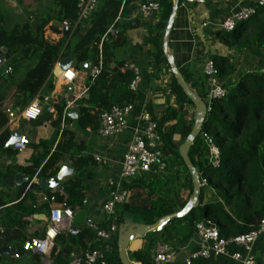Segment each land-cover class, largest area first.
<instances>
[{
	"label": "trees",
	"instance_id": "obj_1",
	"mask_svg": "<svg viewBox=\"0 0 264 264\" xmlns=\"http://www.w3.org/2000/svg\"><path fill=\"white\" fill-rule=\"evenodd\" d=\"M158 2L160 3L159 23L154 30H151L145 43L150 46L148 54L153 62L152 78L159 81V86L162 88L160 93L167 99L158 106L160 109L155 110V106L148 104L146 111L157 125L164 151L163 160L166 158L164 160L166 168L161 176L141 174L130 182L122 184V188L130 191L131 194L126 202L116 209L114 224L117 229L122 226L124 216L141 221L152 219L155 222L184 207L186 202L176 203L167 194L169 184L164 178L169 170L174 177L185 174L189 195L192 194V180L179 157L178 149L192 130L195 107L178 86L163 55L162 33L171 11V3L169 0H158ZM76 4L77 0H54L55 19L73 21L76 16ZM258 9L261 11L260 16L253 21L248 19V23H251V32L238 34L237 29L232 38L241 39L245 45L264 48V6ZM51 21V18L41 20L34 32L27 25L17 27L9 33L0 29V48L5 47L11 57L8 66L15 64L20 55L37 57V63L24 74L16 86L12 87L6 95L0 92V153L2 154H11L10 148H5L9 132L5 129L7 117L2 109L4 102L9 101L14 94H22L28 101L35 97L46 84L59 58L69 54L65 50L61 52L69 34L62 32V38L56 43L45 38V28ZM51 31L55 34L59 33L55 28H51ZM124 41L122 33L117 31L114 38L108 37L102 43V71L94 84L88 88L86 92L88 98L82 96L75 102L78 110V118L75 121L77 127L97 130L99 115L110 109V104L114 103L113 96L118 92L122 95L129 91L128 84L133 74L128 70L120 74L117 68H110V63L114 60L116 52L123 47ZM98 43L99 38L96 39L91 50H83L77 54L76 60L82 61L96 57ZM215 64L219 78L223 77L219 59L215 61ZM179 73L189 89H194L202 101L206 100L207 86L205 88L203 84V79L206 81V78L203 76L198 81L193 80L183 69H180ZM0 78L3 80L2 74ZM89 84L90 77L86 80V86ZM226 91L225 98L215 102L216 105H210L202 131L188 151V158L200 176V183H205L200 189L199 206L184 218L173 219L164 227L163 232L169 237L185 236L189 222L193 224L202 222L214 226L227 238L235 237L255 231L264 215V73L258 71L253 75L240 74L235 90L226 89ZM170 97L173 99L172 104L169 101ZM128 103L129 101L124 105ZM124 105L117 104V106ZM63 108L64 106L58 109L59 113H62ZM69 123L72 121L66 117L65 124ZM202 134H207L218 150L216 166L212 163ZM175 135L179 137L177 141L174 140ZM73 139V134L64 129L51 155L43 154L35 158L30 166L18 168V171L29 180L34 176L47 179L54 177L64 160L63 156L70 153ZM45 159V164L39 169ZM78 162V160L72 161L77 172L81 167ZM32 187L28 191L24 187L18 195V198L24 195L23 198L4 209L6 220L4 228L8 231V235L2 240L0 234V247L14 243L20 255L25 253L22 245L26 241L23 218L43 211V208L38 210L34 205ZM140 187L142 190L138 192ZM83 199L84 187L78 174L65 184L62 194L57 197L58 202L66 203L72 211L82 207ZM5 205L6 203L0 197V208ZM110 224L111 220H105L97 225V228L104 230ZM57 242L61 246L56 245L49 253L52 264H66L74 246L80 247L82 252L108 247L109 250L104 255L106 264H121L117 252V232L110 241L104 242L97 238L94 230L83 227L78 228V232L60 234ZM127 255L129 261L135 264H152L151 257L147 253L133 250L128 251ZM196 263L224 264L225 262L218 259L193 262V264ZM33 264H41L40 258L35 257Z\"/></svg>",
	"mask_w": 264,
	"mask_h": 264
},
{
	"label": "crops",
	"instance_id": "obj_2",
	"mask_svg": "<svg viewBox=\"0 0 264 264\" xmlns=\"http://www.w3.org/2000/svg\"><path fill=\"white\" fill-rule=\"evenodd\" d=\"M141 1L98 0L96 9L89 14L88 18L82 22L74 34L69 35L61 51H68V56L59 58L50 77L39 93L29 101L22 94H14L9 101L4 102L2 108L4 114L6 109H11L19 116V112L24 110L35 98H39L41 116L36 121L18 118L13 125L8 126L6 124L5 129L9 132L7 142L10 139V134L19 130L22 125V134L29 141V145L24 151L15 152L12 146L6 147V142L5 148H10L11 154L0 153V176L2 177L0 179V197L6 203L5 206L0 208L1 236L3 232H7L8 235V231L4 228L6 225L4 209L21 200L24 195L18 198L20 191L24 187L26 190V187L31 184L35 198L34 205L38 210L43 208V211L30 215L32 217L31 221L23 220L25 223V242L34 238H41L47 224L49 210L46 199L54 193L55 189H62L76 174H78L84 187V199L82 207L73 211L74 217L71 227L75 228V232H78V228L88 227L89 224L97 226L105 221L103 205L108 198L109 184L118 182L121 162L127 147L136 133H141L144 130L145 125L140 119L142 110H146L148 104L155 106L154 108L157 110L158 106H161L167 99V97L163 98L160 93L162 88L159 86V81L152 78L153 62L148 54L150 46L145 43L151 30H154L159 23V12L149 17H144L139 12ZM169 1L171 3L170 16L174 8V0ZM55 10L54 0H0V29L9 33L17 27L27 25L34 32L41 20L51 18L52 21L45 28L44 36L48 41L56 43L62 38L63 33L60 30V22L62 20L55 19ZM246 11L254 12L249 17L251 21L260 16L261 11L258 9L257 0H207L205 4L198 6H187L181 0H178L167 42V51L173 52L174 62L178 71L183 69L187 74H190L189 77L198 81L203 77L202 67L204 63L207 60L215 62L219 59V66L224 74L219 79L226 89L237 87L240 74L253 75L258 71L263 72L264 48L245 45L241 39H234L230 36V33H226L221 29L222 24L227 19L234 18ZM167 22L168 20L166 24ZM112 25L117 31L122 33L125 41L123 47L116 52L114 60L110 63V68H117L118 73L124 74L127 71L125 67L132 65L137 68L142 77L136 92L126 91L122 95L120 94L121 92H118L112 98L114 103L110 104L112 107L117 106L118 103L124 105L129 101L128 104L134 106V111L128 118V127L122 135L107 138L98 134L99 127L97 130H92L89 127L81 129L77 127L74 120L68 117L69 111L76 110L78 118V110L74 103V106L68 110L66 115L72 123L66 125L64 120V127L62 128V113H59L58 109L65 106L66 102L74 100L76 102L82 97L78 96L87 87L86 80L89 78L91 68L96 63L95 58L97 56L82 61H77L75 57L83 50H91L95 45L96 39L99 38L100 40L101 36ZM51 28H55L59 33H53ZM237 29L238 34L250 33L251 23H248V20L239 23ZM163 35L164 32L162 33V38ZM72 40H75L73 47L68 49ZM96 48L98 49V47ZM19 57V60L13 65L8 66L11 59L10 55L9 59L3 63V70L0 73V75H3V80L0 78V92L3 95H6L12 87L16 86L24 77V74L37 63L36 56L23 57L20 55ZM66 58L74 60L70 69H73L78 77L68 87L70 91L58 79L59 74L56 75L60 60ZM84 63H86L85 66L83 65ZM7 68H11V72L5 74ZM203 84L206 88L205 79H203ZM192 91L196 93L194 89ZM83 97L88 98V95L85 93ZM43 98H48V102H41ZM169 101L172 104L173 99L170 97ZM64 129L71 132L74 139L70 153L63 156L64 160L60 164L59 169L63 164H68L74 170V175L64 179L55 189L36 192L37 182L40 178L34 176L29 180L27 176L18 171V168L30 166L35 158H39L43 154L51 155ZM178 139V136H174L175 141ZM77 160L81 166L78 172L74 168V163H72V161L76 162ZM45 162L46 159L42 162L39 169ZM165 174L166 178L164 179L169 184L168 196L176 203H187L191 195H189L185 174H178L174 177L170 170ZM16 175H20L22 179L27 180L21 183L20 190L17 193H15L16 185L10 188L3 184L4 180ZM141 190V187L138 188V192H141ZM129 194H131L130 191ZM129 218L135 224H153L156 222L152 219L141 221L132 217ZM163 229L160 232L149 233L142 238L134 240L129 245L127 254L128 251L138 250L147 253L151 257L155 254L158 247L166 246L175 254L174 259L168 264H183L185 258L191 253L199 251L204 246L195 235L193 223H188V232L181 238H177L175 235L169 237L163 232ZM118 230L119 228L117 233ZM66 232L69 231H65L63 234ZM7 235L1 239L4 240ZM59 246L61 245L57 242V247ZM2 247H9L17 252L14 243L2 245L0 248ZM72 250L82 251L78 246L72 247ZM229 251L231 253L244 254L243 250L234 246H231ZM250 254L253 257L254 264H264V233L257 238ZM12 256H0V264H33L34 258L38 257L30 253H24L21 261L14 262L11 258ZM45 259L47 264H52L49 256ZM219 259L224 260V264H235L225 258ZM40 263L44 262L40 260Z\"/></svg>",
	"mask_w": 264,
	"mask_h": 264
},
{
	"label": "built area",
	"instance_id": "obj_3",
	"mask_svg": "<svg viewBox=\"0 0 264 264\" xmlns=\"http://www.w3.org/2000/svg\"><path fill=\"white\" fill-rule=\"evenodd\" d=\"M187 6L203 5L207 0H181ZM98 0H77L76 16L73 21L64 19L60 22L61 32L69 35L74 34L86 20L91 12L96 9ZM257 6H264V0H257ZM160 11V3L158 0H142L139 5V12L144 17L157 14ZM253 11L242 12L234 18L227 19L221 26L222 31L226 33L235 32L239 23H243L253 15ZM116 29L114 25L110 26L106 32L101 36L98 43V54L96 63L89 72L90 84L79 94L78 97L83 96L90 86L94 84L96 78L100 75L103 68L102 43L108 38L116 36ZM126 70L132 72L133 77L128 84V89L131 92H136L142 77L134 66H126ZM11 72V68L5 70V74ZM264 73V71H263ZM202 74L206 78L207 97L206 108L207 113L210 111V104L215 100H221L226 97L227 91L219 79V72L213 60H207L202 67ZM77 74L73 69H68L59 74L58 79L67 88L70 87L76 80ZM68 91L69 88H68ZM78 99V98H77ZM41 102H48V98L41 99ZM75 100L66 102L62 112V128L64 127V120L68 110L74 106ZM134 111V106L131 104L124 106H112L110 109L103 111L99 115V129L98 134L101 137L120 136L128 127V118ZM7 125L11 126L22 118L28 121H36L41 116V107L39 98H35L24 110L16 114L11 109H6ZM141 121L145 127L143 132L136 133L132 141L129 143L127 150L123 156L119 180L116 183L109 184L108 198L103 205V213L105 220H111V224L107 229L100 230L94 224H89L88 228L96 232L98 239L108 242L117 232V227L114 222L116 219V209L121 207L130 194L128 190L122 188L123 183L130 182L133 178L141 174H153L161 176L165 172L166 164L163 160L164 151L161 146L160 136L157 132V125L152 120L149 113L144 109L140 115ZM202 138L208 148L209 156L212 158L214 166L217 165L218 150L215 147L212 139L207 134H202ZM29 145L26 137L12 145L15 152L24 151ZM201 184V183H200ZM203 182L201 186H204ZM31 184L26 187V191L30 190ZM62 194V189H55L54 193L46 199L48 204L47 224L41 238H34L22 245V250L25 254L30 253L40 258L42 262L46 263V257L49 256L50 251L57 245V238L60 234L67 231L71 227L73 220V211L64 202H58L57 197ZM24 221H31L32 217L27 216ZM194 232L197 238L204 244V246L197 252L191 253L184 259L183 264H193L196 260H217L219 258L228 259L235 264H254L252 255L250 254L252 246L257 238L264 233V215L261 218L257 229L247 234L238 235L235 237L225 238L221 236L219 231L211 225L205 223L194 224ZM234 246L243 250L244 254L238 252L231 253L229 248ZM109 250L108 247L104 249H96L92 251L78 252L72 250L67 258L66 264H106L104 260L105 253ZM174 252L166 246L157 248L154 255L151 256L152 264H168L174 259ZM22 255L17 252L11 257L14 262L22 260Z\"/></svg>",
	"mask_w": 264,
	"mask_h": 264
},
{
	"label": "water",
	"instance_id": "obj_4",
	"mask_svg": "<svg viewBox=\"0 0 264 264\" xmlns=\"http://www.w3.org/2000/svg\"><path fill=\"white\" fill-rule=\"evenodd\" d=\"M177 5H178V0H174V8L172 9V12L169 16L168 22L164 30V35L162 38V51H163L164 57L166 58L168 62L170 71L172 75L174 76V78L176 79L178 86L182 89L183 93L193 103L195 107V117H194V124H193L192 130L178 149L179 157L181 158L192 180V194H191L189 201L185 204V206L181 210L169 216H164L153 224H135L132 222V220L128 216H125L123 220V225L119 228L118 233H117V248H118L117 252H118V258L121 264H134L133 262H130L127 257V249L134 240L138 238H142L146 234H149V233L162 231V229L171 220L184 218L192 210L196 209L199 206V195H200V189H201L200 176L188 158V151L191 145L193 144L194 140L199 136V134L202 131V127L205 123V119L207 116V108H206L204 101H202L196 95V93L190 90L189 87L184 82L174 62L173 52L167 51L168 36L172 29ZM8 59H9V55L7 54V49L5 47H1L0 48V73L3 70L4 61H7ZM73 63H74V60L71 58L60 60L57 71H56V75L60 74L63 71L70 69ZM83 65L85 66L86 63H84ZM217 101L218 100H215L214 102H217ZM68 117L71 120L76 121L77 111L76 110L69 111ZM22 136L23 134H22V125H21L19 130L14 131L10 134V139L8 140L6 144V147L12 146L13 144L17 143L21 139ZM73 175H74V170L71 169L68 166V164H63L62 167L58 170V173L56 174L55 177L50 178V179L40 178L38 180L36 192H39L40 190L55 189L57 186H59V184L64 179L70 178ZM26 181L27 180L22 179L20 175H16L14 177H9L6 180H4L3 184H5L6 186H9L10 188H13L14 185H16L15 193H17L20 190L21 183L26 182ZM67 231L74 233L76 230L75 228L70 227L67 229ZM6 235H7V232H3L1 238L3 239ZM15 253H16V250H11L9 247L0 248V256H9V255H14Z\"/></svg>",
	"mask_w": 264,
	"mask_h": 264
},
{
	"label": "rangeland",
	"instance_id": "obj_5",
	"mask_svg": "<svg viewBox=\"0 0 264 264\" xmlns=\"http://www.w3.org/2000/svg\"><path fill=\"white\" fill-rule=\"evenodd\" d=\"M232 35H234V32H231V33H230V36H232ZM74 42H75V40H72V41L70 42L68 49H71V48L73 47ZM12 80H14V79L12 78ZM12 82H13V81H12ZM12 82H11V83H12ZM229 90H235V87H234V88H233V87H230ZM203 101L206 102V100H203ZM211 104L216 105L215 102H211ZM211 104H210V105H211ZM175 136H177V135H175ZM41 264H45V263H41Z\"/></svg>",
	"mask_w": 264,
	"mask_h": 264
}]
</instances>
